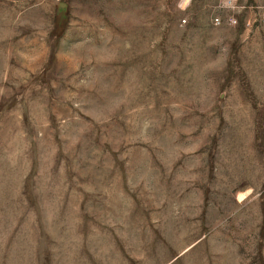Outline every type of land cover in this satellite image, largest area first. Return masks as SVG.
I'll list each match as a JSON object with an SVG mask.
<instances>
[{"label": "rangeland", "instance_id": "rangeland-1", "mask_svg": "<svg viewBox=\"0 0 264 264\" xmlns=\"http://www.w3.org/2000/svg\"><path fill=\"white\" fill-rule=\"evenodd\" d=\"M0 264H264V0H0Z\"/></svg>", "mask_w": 264, "mask_h": 264}, {"label": "built area", "instance_id": "built-area-1", "mask_svg": "<svg viewBox=\"0 0 264 264\" xmlns=\"http://www.w3.org/2000/svg\"><path fill=\"white\" fill-rule=\"evenodd\" d=\"M236 2H237V0H225L226 6L231 7V8L236 6ZM221 21H222L221 18L218 16L214 18V23H216V24H220ZM227 21L229 23H236L237 20H236V18L229 16V17H227Z\"/></svg>", "mask_w": 264, "mask_h": 264}]
</instances>
